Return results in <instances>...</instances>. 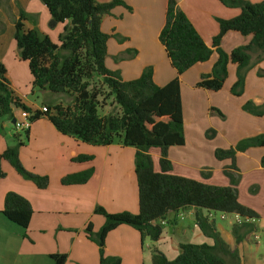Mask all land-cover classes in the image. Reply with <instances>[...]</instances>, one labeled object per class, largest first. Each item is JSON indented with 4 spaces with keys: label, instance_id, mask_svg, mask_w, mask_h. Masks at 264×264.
<instances>
[{
    "label": "trees",
    "instance_id": "trees-1",
    "mask_svg": "<svg viewBox=\"0 0 264 264\" xmlns=\"http://www.w3.org/2000/svg\"><path fill=\"white\" fill-rule=\"evenodd\" d=\"M51 19L62 23L58 43L35 29L24 28L25 14L19 10L14 20L13 40L19 57L27 62L33 88L45 89L53 94L66 93L71 103L64 106L46 104V110L34 109L25 104L10 87L5 67L0 62V118H14L13 111L26 113L30 122L40 116H47L55 128L92 145H109L117 139L123 146L134 148V172L138 190V212H107L96 206L95 214L104 219L98 231L93 232L91 223L85 227L86 236L98 248L99 264H120L117 256L104 255V241L108 232L119 225L136 229L141 238L156 242L161 235L160 221L180 210L192 208L194 220L201 232L212 238L213 244L180 243L179 253L168 259L156 246L150 250V264H225L223 255L235 254V250L221 238L214 219L208 212L239 216L242 220L232 223L231 232L235 242L244 237L241 229L253 231L250 222L258 215L238 200L237 175L227 173L229 185L219 186L170 173L172 164L167 157L170 146L185 143L184 120L178 76L196 63L207 61L213 52L216 59L209 72L201 73L195 87L208 91L222 88L228 73V64L235 66V80L231 92L240 94L244 87L246 71L251 54H257L256 62L264 53V0L251 3L247 0H219L229 7H237L240 13L231 18H217L218 32L207 45L187 16L177 6L176 0H167L164 24L158 33L166 57L177 76L164 85L155 81L151 65L145 66L140 74L129 80L120 77L117 71L105 65L107 40L118 37L113 31L101 29L105 16L115 6L130 7L122 0L97 2L95 0H41ZM1 5V0H0ZM235 31L250 36L247 43L235 46L229 52L221 47L223 36ZM125 38H119L122 40ZM112 96L118 111L99 115L98 108L105 95ZM250 112L264 117L263 107L247 102L244 106ZM28 129L25 130V134ZM22 142L7 145L0 154V179L5 176L1 162H7L21 177L32 181L38 188H45L48 179L26 169L19 158ZM249 146L264 147V133L241 141L228 150L216 149L218 159L231 158L234 152L244 151ZM157 147L160 155L159 170L153 169L149 149ZM90 156H78L75 160H89ZM264 166V155L261 158ZM234 168V166H233ZM92 170L87 169L62 178L63 185L85 183ZM1 214L24 231L32 215L29 201L13 191H8L3 200ZM54 264H64L65 253L50 254Z\"/></svg>",
    "mask_w": 264,
    "mask_h": 264
},
{
    "label": "crops",
    "instance_id": "crops-1",
    "mask_svg": "<svg viewBox=\"0 0 264 264\" xmlns=\"http://www.w3.org/2000/svg\"><path fill=\"white\" fill-rule=\"evenodd\" d=\"M95 1L103 3L110 0ZM122 1L130 9L122 5L115 6L111 9V14L105 16L101 22V29L104 32L113 31L118 36L117 38L109 37L107 40L105 65L109 70L117 71L124 80L137 77L145 66L151 65L155 81L164 85L177 76L166 57L163 46L157 39L164 24L167 0ZM248 1L251 2V0ZM176 3L204 42L210 45L212 37L218 32L217 18L227 19L226 9L220 1L176 0ZM20 9L25 14L24 28L35 29L40 35L48 36L54 43H58V36L63 28L62 23L52 24L51 17L41 0H1L0 62L5 67V75L10 82V87L15 95L34 109L41 110L46 104L59 103L66 106L71 103V97L68 94H53L45 89L38 91L44 97L54 98L44 100L42 104L31 98L28 99L29 93L33 94L36 90L31 85L27 62L19 57L13 40V22L18 17ZM2 25L5 26L3 33H1ZM54 27L61 28L51 34L49 29ZM119 38L125 39L119 40ZM249 39L250 36L229 31L223 36L221 47L229 52L234 46L239 45L241 40L242 45ZM227 43L230 45L227 46ZM214 53L207 62L196 63L178 76L181 84V101L190 91L193 96L190 95L189 98H194V101L202 100L201 97L204 95L211 99L212 91L197 88L195 83L201 73L210 71L216 59ZM229 65L235 68L231 63L228 64V68ZM261 67H264V62L259 63V68ZM261 69L263 72L264 68ZM192 84L194 86L190 90L187 86ZM252 98L258 105L264 101L263 93ZM111 107L113 108L114 105L112 104ZM13 114L16 121H22L25 117L19 109H15ZM1 121L2 126H6V123ZM186 130L187 128L185 132ZM221 130L222 133L225 132V135L228 134L227 127ZM259 130L264 132V124H261ZM18 140L22 142L19 149L21 163L29 171L47 177L48 185L45 188H38L32 181L21 177L7 162H1L5 176L0 179V210L3 207L5 194L13 191L29 201L32 215L26 230L27 235L23 237L18 226H14L15 224L0 212V264H54L50 254L55 253L67 255L64 264H68L69 261L76 264H99L98 248L87 238L85 227L91 223L93 232H96L102 225L103 217L93 212L96 206H101L110 213L138 212L134 148L123 146L115 141L105 146L85 143L74 136L59 132L44 115L31 122L26 140L21 138ZM7 145V140L0 134V154ZM154 149L150 148L149 154L150 156L153 154V157L151 156L153 169L158 171L155 158L156 154L157 158L159 157V150ZM198 151L200 150L196 151L195 148L186 146V137L184 145L170 146L167 149V157L172 164L171 172L178 176L199 180L197 174L190 170L191 165H189L203 159L201 151ZM263 152H257L253 158L258 160ZM84 155L90 156V159L75 160L76 157ZM239 155L245 156L243 152ZM247 157L252 159L250 156ZM176 159H183L186 163L175 162ZM87 169L92 170V173L85 183L70 185L61 183L66 175ZM212 182L211 185H226V180L222 176L219 181L217 179ZM257 184L260 190L264 186L263 181H258ZM241 185L242 183L238 188L239 194ZM235 221L231 218L228 227H217L221 238L231 249H236L235 254L223 255L225 264H264V259L256 255L252 248L257 244L255 240L251 241L253 232L245 233V228H242L241 233H245V237L238 243L235 242L231 232V224ZM258 221L261 222V218L250 221L254 229ZM159 223L161 235L156 245L168 259H174L178 255L180 243L213 244L212 238L204 235L196 225L192 208L180 210ZM261 224L264 226V220ZM64 232L72 234L67 240L61 239L56 243L52 241L51 235ZM143 239L131 226L119 225L107 233L104 241V255L119 257L120 264H145L147 258L143 250ZM147 247L150 248V244ZM147 256L150 260V253Z\"/></svg>",
    "mask_w": 264,
    "mask_h": 264
},
{
    "label": "rangeland",
    "instance_id": "rangeland-1",
    "mask_svg": "<svg viewBox=\"0 0 264 264\" xmlns=\"http://www.w3.org/2000/svg\"><path fill=\"white\" fill-rule=\"evenodd\" d=\"M260 1L262 0H251V3H257ZM222 6L226 9L227 18L234 17L240 12V9L237 7H229L224 4H222ZM235 12L237 14H235ZM2 27L3 29L1 33H3L5 30V26L2 25ZM60 28L61 27L50 28L49 32L53 34L55 30ZM241 43L242 40L239 45H241ZM226 45L229 46L230 44L227 43ZM230 49L231 48H229V50ZM214 55L216 54L214 53ZM262 56H264V54H262L261 57ZM256 58L257 54L252 53L250 64L245 75L244 87L240 94L236 95L231 92L232 84L235 80V68L229 65L230 70L228 68V73L222 88L218 91H212L211 99H208V96L205 97L204 95L201 97L202 100L198 99L194 101V98H189L190 95L193 96V93H191V91L190 93L187 92L186 97L184 96L182 100V107H184L182 111L184 113L183 120L184 134L186 135V146L189 148H195L196 151L200 150L201 152H198L202 153L203 155L202 160L196 161L194 164H189L191 165L190 170L195 172L199 177V180L197 181L208 184L213 183L212 181L217 179L219 181V178L222 176L226 180V185H229V176L225 172L234 174V176L237 175V192L239 185L242 183L240 194L238 192V196L240 195L239 202L242 205L252 209L258 215V218L256 219L261 218L262 220L261 222L258 221L255 223V229H253V231H245V233H254L251 237V241L255 240L257 244L252 248L256 252V255L264 259V226L261 224L264 220V186L260 190L257 184L258 181L264 182V166L261 165V158L264 155V152L262 155H259L258 160L253 158V156H256L257 152L261 153V151H264V147L249 146L244 151L236 150L233 154V161L231 158L218 159L214 155V151L216 149L228 150L230 148H234V146L241 141L250 139L262 133L259 129L261 124H264V117L256 115L244 107L247 102L251 103L253 106H258L259 108L263 107V103L258 105L252 98L254 96L261 95L262 93L264 95V71L262 72L261 69L264 67L259 68V63L264 62V57L259 58L257 62L255 61ZM193 86L194 84L188 85L187 87L191 90ZM33 89L36 91L33 94L29 93L28 99L31 98L32 100L37 101L39 104H42L44 100L48 101L49 99L54 98L46 96L44 97L37 88ZM101 92L105 96L100 98L101 103L98 108L99 115H106L112 111H118V107L112 102V96L106 95V89L102 88ZM112 104L114 105L113 108L111 107ZM1 120L6 123V126H2ZM225 127L228 128L227 135H225V132L222 133L221 130ZM186 128L187 130L185 132ZM0 134L7 140L8 145L14 144L19 138L26 140L25 130L17 129L14 123H12L7 117H1L0 119ZM114 141L119 142L117 139ZM151 148L158 149L157 147ZM241 152H243L246 157L244 155H239ZM151 156L153 157V154ZM181 156L183 157V155ZM247 156L252 157V159H249ZM155 159V163H157L159 170V157L157 158V154ZM174 161L186 163L183 159H176ZM175 162H173V164ZM255 166L256 168H253ZM260 166L262 168H260ZM170 173L172 172L170 171ZM213 219L216 229L219 226L228 227L230 225V216H226L224 219H221L219 213H216ZM234 220L238 221L242 219L239 216H236ZM14 226L18 225L15 224ZM18 228L23 233L24 230L20 226H18ZM71 234L72 233L64 232L53 234L50 237L52 241L56 243L61 239L67 240ZM156 243L157 241L151 242L149 238L144 237L143 250L145 251L147 258L145 260L146 263L144 262L145 264L151 263L150 260H148L147 254L149 255L153 245L157 247ZM149 244L150 248L147 247ZM234 250L236 249L234 248ZM68 264L76 263L69 261Z\"/></svg>",
    "mask_w": 264,
    "mask_h": 264
},
{
    "label": "built area",
    "instance_id": "built-area-1",
    "mask_svg": "<svg viewBox=\"0 0 264 264\" xmlns=\"http://www.w3.org/2000/svg\"><path fill=\"white\" fill-rule=\"evenodd\" d=\"M41 110L42 111H45L46 110V107L45 106H43L42 108H41ZM25 115V117H24V119L22 120V121H16L15 120V122H14V125H15V127L17 128V129H21V130H27L28 128H29V126H30V124H31V122L28 120V118H27V114L26 113H24ZM216 213H214V212H208V217L210 218V219H212L213 217H214V215H215ZM219 215H220V218L221 219H223V218H225L226 216H228V215H225V214H223V213H219ZM236 216L235 215H231L230 216V218H235Z\"/></svg>",
    "mask_w": 264,
    "mask_h": 264
},
{
    "label": "water",
    "instance_id": "water-1",
    "mask_svg": "<svg viewBox=\"0 0 264 264\" xmlns=\"http://www.w3.org/2000/svg\"><path fill=\"white\" fill-rule=\"evenodd\" d=\"M51 22H52V24H55L56 23V21H54L53 19H51ZM11 122L14 123L15 122V118H12V121Z\"/></svg>",
    "mask_w": 264,
    "mask_h": 264
}]
</instances>
